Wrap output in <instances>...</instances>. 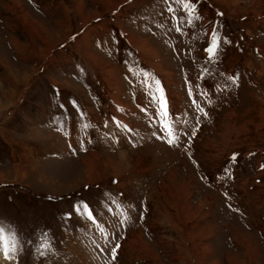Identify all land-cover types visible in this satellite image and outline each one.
<instances>
[{
	"label": "rangeland",
	"instance_id": "1",
	"mask_svg": "<svg viewBox=\"0 0 264 264\" xmlns=\"http://www.w3.org/2000/svg\"><path fill=\"white\" fill-rule=\"evenodd\" d=\"M119 1L0 0V264H264V0Z\"/></svg>",
	"mask_w": 264,
	"mask_h": 264
},
{
	"label": "crops",
	"instance_id": "2",
	"mask_svg": "<svg viewBox=\"0 0 264 264\" xmlns=\"http://www.w3.org/2000/svg\"><path fill=\"white\" fill-rule=\"evenodd\" d=\"M135 0H127V4H129V2L130 3H132V2H134ZM180 2H182V4L183 5H185L186 3H196L195 1L196 0H179ZM122 2H124V0L122 1H119V3L117 2V4L115 5V7H117L119 4H121ZM81 4H82V0H79V6H81ZM198 4V3H197ZM78 6V7H79ZM114 7V8H115ZM112 9H108V11H106V12H110ZM210 8H207L204 4H202V3H199L198 4V9L197 10H195L194 12H190V13H188L186 10H185V12H184V16H188V19H189V21H192V20H194L195 18H196V16H199V17H201L204 21V23H207L209 20H212V19H215V14H212V13H210ZM115 11V13L117 14V13H119V12H126L127 13V11L125 10V9H123L122 7H120V8H118V9H115L114 10ZM131 11H129V13H130ZM209 13V14H208ZM216 13H218V11H216ZM176 17H175V24H174V26H176V27H180L181 26V21H182V14L178 11V14H177V12H176ZM103 23L105 24V22L103 21ZM203 26V25H202ZM208 30V29H207ZM185 31H186V34L188 35V36H192V33H194V30H193V28H186L185 29ZM130 36V35H129ZM208 36H209V33L208 32H206V36H205V40H207L208 39ZM86 37H87V34L86 35H84V36H82V38H81V42H82V44H86V45H88V44H90V39L89 38H87L86 39ZM130 38H131V40L129 41V42H131L132 44H134V42L132 41L134 38L135 39H141V38H136L134 35H131L130 36ZM86 39V40H85ZM208 41V40H207ZM131 44V45H132ZM135 45V44H134ZM133 45V46H134ZM135 47H137L136 45H135ZM137 49L139 50V52L141 53V55L144 57V52L141 50V49H139L138 47H137ZM147 54V53H146ZM68 55L73 59V60H79L78 58H83L85 55H84V53H83V50H81V49H79L77 46H75L73 49H70L69 51H68ZM148 55V54H147ZM81 56V57H80ZM201 56V55H200ZM146 57V56H145ZM68 58V57H67ZM85 58H86V56H85ZM144 59H146V58H144ZM147 59L149 60V59H152V57H150L149 55L147 56ZM146 59V60H147ZM87 60V59H86ZM88 61V60H87ZM150 61V60H149ZM72 61H71V59L70 60H65V65H71L72 63H71ZM152 64V63H151ZM65 65H63V64H61L60 65V67H62V66H64L65 67ZM83 65V64H82ZM90 66H91V70L93 71H95L96 73L97 72H99L103 77H105L106 79H107V77L106 76H104L103 74H102V72L98 69V68H95V66H93L92 64H90ZM149 68H151V66H149V65H147ZM89 69H90V67L89 66H87ZM88 69V71L89 72H91L90 70ZM244 70H247V69H245L244 68ZM93 71V72H94ZM208 71V70H207ZM154 72L156 73V75H158V76H161L162 78H163V80L165 81V82H167L166 81V79L164 78V76L162 75V74H160L157 70H154ZM78 83V82H77ZM80 84V83H79ZM81 85V84H80ZM46 87V86H45ZM51 89V87L49 86V87H46V92L47 91H49ZM68 90V89H67ZM52 91H54L53 90V88H52ZM51 91V92H52ZM69 92H71L72 94L74 93V91H69ZM115 99H117L116 97H114ZM228 119H229V117H227ZM227 133H228V130H227ZM211 143H209V145H210ZM247 188V187H246ZM248 189V188H247ZM249 191V190H248ZM233 231H234V238H236L237 239V242L238 243H240V244H242V245H246V249L247 250H249V252H250V249L249 248H247V243L246 242H249L247 239H255V237H254V235L252 234V233H250V232H247V231H245V230H243L242 228H239L238 227V229H234L233 228ZM203 235H205V236H207V237H205L206 239L207 238H211L213 235H212V232L211 233H209L208 231H204V234ZM210 235V236H209ZM250 243V242H249ZM126 241L124 242V244H122V246H121V250L120 251H124L125 249V247H126ZM250 246H251V244H250ZM259 252H260V249H257ZM243 252H245L244 250H243ZM258 261V260H257ZM259 264V263H258Z\"/></svg>",
	"mask_w": 264,
	"mask_h": 264
},
{
	"label": "snow or ice",
	"instance_id": "3",
	"mask_svg": "<svg viewBox=\"0 0 264 264\" xmlns=\"http://www.w3.org/2000/svg\"><path fill=\"white\" fill-rule=\"evenodd\" d=\"M185 7H194L193 4L191 3H186L185 4ZM218 47V41L217 39L214 37L213 38V43H212V46L208 49L210 55H214L215 54V50L216 48ZM229 79H234L233 77H229ZM159 82L157 81V84ZM159 92L161 93V96H160V102H161V115L162 116H167V101L166 99L163 97V89H159ZM163 127L167 133V136H168V139H167V142L169 144H173L176 142V140L178 139V136L176 135L174 129L172 128L171 124L168 122V121H164L163 122ZM264 167V166H262ZM83 208L84 210L87 211L88 209V205L87 204H84L83 205ZM87 214L89 215V217L92 216V213L91 211H87ZM4 228L3 227H0V242H4L5 241V237L3 236V232H4ZM3 247H4V255L6 258H9L10 256V251H9V248L7 246L6 243H3ZM117 248L119 247V245L116 246ZM14 250V249H13ZM115 248L113 249V258H115Z\"/></svg>",
	"mask_w": 264,
	"mask_h": 264
}]
</instances>
